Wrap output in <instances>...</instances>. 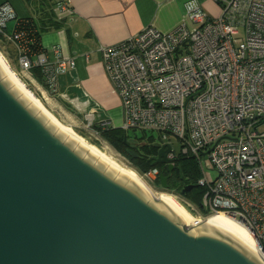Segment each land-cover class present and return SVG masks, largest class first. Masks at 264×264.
Masks as SVG:
<instances>
[{"label":"built area","instance_id":"obj_1","mask_svg":"<svg viewBox=\"0 0 264 264\" xmlns=\"http://www.w3.org/2000/svg\"><path fill=\"white\" fill-rule=\"evenodd\" d=\"M214 1L216 18L190 6L192 29L182 24L161 33L146 27L102 48L101 64L119 101L118 129L157 132L160 146L174 136L180 156L200 167L196 185L204 189V214L198 218L223 214L240 223L264 254V132L257 131L264 121V0ZM11 16L0 5V36L13 45L20 70L29 71L32 34L20 25L5 33ZM39 65L48 92L55 93L57 65L65 70L74 62ZM85 117L93 128L91 115ZM166 158L171 164L177 158L172 148ZM206 170L215 178L208 180ZM159 175L156 167L139 174L148 186Z\"/></svg>","mask_w":264,"mask_h":264},{"label":"water","instance_id":"obj_2","mask_svg":"<svg viewBox=\"0 0 264 264\" xmlns=\"http://www.w3.org/2000/svg\"><path fill=\"white\" fill-rule=\"evenodd\" d=\"M0 63V264H264L239 233L211 219L191 230L163 199L60 127ZM123 143L126 144V136ZM160 146V145H159ZM162 145L153 164L173 165ZM132 157L137 154L127 150ZM159 185L167 187L160 174ZM195 187L185 185L184 194Z\"/></svg>","mask_w":264,"mask_h":264},{"label":"crops","instance_id":"obj_3","mask_svg":"<svg viewBox=\"0 0 264 264\" xmlns=\"http://www.w3.org/2000/svg\"><path fill=\"white\" fill-rule=\"evenodd\" d=\"M0 5L12 10L5 33L18 25L31 29L32 68L25 72L20 70L13 45L0 36L4 53L22 82L56 114H89L93 123L105 126L102 129L118 128L122 119L119 101L103 72L102 48L121 43L146 27L161 33L182 24L192 29L190 6L209 19L220 14L214 0H0ZM60 61L74 65L65 70L57 65V92L49 93L39 64Z\"/></svg>","mask_w":264,"mask_h":264},{"label":"bare ground","instance_id":"obj_4","mask_svg":"<svg viewBox=\"0 0 264 264\" xmlns=\"http://www.w3.org/2000/svg\"><path fill=\"white\" fill-rule=\"evenodd\" d=\"M0 63H1V65L3 66V68L5 69V71L7 73L5 76H3L1 78V80H3L5 77H7L9 75L13 79L14 84H12L8 88L11 89L14 85L17 84L23 90V92L17 96L18 98L20 96H22L24 93L28 94L32 98V100L26 106L28 107L34 101L38 105V107L40 108L35 115L37 116V114L42 110L49 117L48 120L44 123L45 125L51 119L52 121H54L58 125V127L56 128L54 133H56L60 127H62L63 129L68 130L69 133L66 135V137L64 138L63 141H66V139L68 138V136L71 133L75 137H77L79 140L77 141L75 146L72 148L73 150L77 147V145L79 144L80 141H82L88 147L87 151L82 156L83 158L86 156V154L89 152V150H91L96 155H98V157L93 162V165H95V163L97 162V160L99 158H102L104 161H106L108 163L106 165V167L103 169L104 172H105V170L107 169V167L109 165H112L113 167L119 169L113 178H116L120 171H124V172L128 173L130 176L126 180V182L124 183L125 185L128 183V181L132 177L148 193L150 199L147 202H149V203H151V202L157 203V206H158L159 210L163 209V207H160L159 202L161 201V199L165 200L176 211V213L181 217V219L184 221L185 225H183V226L187 227L188 229L189 228L193 229V228H195V227H197V226H199V225H201V224H203V223H205V222H207V221H209L211 219H214V220H216V221H218V222L230 227L231 229H233L234 231L239 233L241 236H243L250 243V245L254 248L257 257L262 261V257H264L263 252L259 249V247H258L254 237L250 233V231H248L243 225L233 221L232 219L226 217L223 214L208 215V214L205 213V216H203V218L194 217L172 195L167 194V193H160V194L155 196V194H153V192L151 191L150 187L141 179V177L139 175H137V173L133 169L127 168V167L123 166L122 164H120L112 156H110L106 151L101 150L97 146H95V145L91 144L90 142H88L85 138H83L78 133H76L71 127L61 123L50 111H48L45 108V106L42 104V102L33 94V92L29 88H27V86L21 81V79L10 68L9 64L7 63L6 59L4 58V56L2 55L1 52H0ZM173 164L174 163L172 162V165ZM199 214H201V213L199 212Z\"/></svg>","mask_w":264,"mask_h":264},{"label":"trees","instance_id":"obj_5","mask_svg":"<svg viewBox=\"0 0 264 264\" xmlns=\"http://www.w3.org/2000/svg\"><path fill=\"white\" fill-rule=\"evenodd\" d=\"M19 27L24 28L29 32L31 31V29L29 30L28 28L23 27L21 25ZM92 129L95 131V133H97V135L101 139L107 142L114 150H116L120 154H123L125 158L128 159V161H130V164L135 168V170L138 171L139 174L146 172L153 167L160 169L158 164H153V161L149 160L150 157H153L157 154V151L160 147L158 144L155 145L152 142H148L149 145L147 144L144 146H140V148H142L143 155L140 156L139 152L136 150L135 153L137 154V157L135 159L134 157L126 156L123 150L124 136H126V140L128 139L127 131L124 132L118 128L102 129L97 124H94ZM78 134H80L83 138H85L82 132H79ZM90 143L97 146L96 142L91 141ZM175 161L177 163L174 164V168H173L174 177L171 176L172 180L170 181L167 189L176 191V193H178L181 197H183L187 202L192 204L198 210V212L204 214V211L200 207V201L204 193V189L196 185L198 176L200 174L196 160L191 157L181 156V157H177ZM163 175L165 176L166 174L164 173ZM158 183L159 180L155 182V184ZM185 185H194L195 187H193L192 191L186 194H182L180 190Z\"/></svg>","mask_w":264,"mask_h":264},{"label":"rangeland","instance_id":"obj_6","mask_svg":"<svg viewBox=\"0 0 264 264\" xmlns=\"http://www.w3.org/2000/svg\"><path fill=\"white\" fill-rule=\"evenodd\" d=\"M0 52L2 53V55L4 56V58L6 59L7 63L10 66V68L13 71L16 70V69H14V67L12 68V66L10 65V63L8 61V58H7V56L4 53V46L1 45V44H0ZM14 72H15L16 75L18 74V72H16V71H14ZM18 77H20V76H18ZM21 81H22V79H21ZM32 92L37 97L36 93H34V91H32ZM37 98L39 99V97H37ZM39 100L41 101V99H39ZM42 101L41 102L45 106V108L48 111H50L61 123H63L64 125H67V126L71 127L76 133L82 132L83 135L85 136V139L88 142L89 141L90 142L91 141L96 142L98 148H100L101 150L106 151L110 156H112L120 164H122L123 166H125L127 168L133 169L137 173V175H139L138 171L135 170V168L130 164V161H128V159H126L123 154H120L116 150H114L107 142H105L103 139H101L97 135V133H95V131L91 127H88L87 126V123L88 122L85 119L86 118L85 115H83V117L82 116L80 117V115H61V114L58 115L55 112H53V111L50 110V106L48 104H46L45 100L42 99ZM257 131L259 133L260 132H264V121L258 126ZM127 137H128L127 140H129L130 142L133 141L135 143H138L140 146L142 144L143 145H147L145 143H148V142H152L154 144H158V143L160 144V143L163 142L161 140V138L159 137L158 133L157 132H152V131L142 132L140 130H129V131H127ZM165 142L166 143H169L171 145L172 151L174 152L175 156L181 157L180 156V147H181V144H180V142L174 136L168 135L167 138H166V140H165ZM201 161L203 163L204 160L202 159ZM196 162H197L198 169H199V173H200L199 176H198V180H199V178H201V172H200V167H199L198 161L196 160ZM205 172H209V175H208L209 178H208V180H211V179H214L215 178L214 171H207L206 170ZM146 184L148 185V183H146ZM158 184H154V186H152V185L149 186L150 189H151V191L153 192V194H155V196L158 195V194H160V193L170 194L181 205H183L191 213V215H193L194 217H198L199 216L198 210L192 204H190L189 202H187L183 197H181L178 193H176V191L161 190L159 188L160 185L158 186ZM189 230H191V229L189 228Z\"/></svg>","mask_w":264,"mask_h":264},{"label":"flooded vegetation","instance_id":"obj_7","mask_svg":"<svg viewBox=\"0 0 264 264\" xmlns=\"http://www.w3.org/2000/svg\"><path fill=\"white\" fill-rule=\"evenodd\" d=\"M145 144H148V143H145ZM149 145V144H148ZM150 145H153V144H150ZM156 145V144H155ZM158 145H159V143H158ZM141 146H144L143 144L141 145ZM131 150V151H138L139 152V155L140 156H142L143 155V151H142V148H140V145L138 144V143H135V142H133V141H129V140H126V144H124L123 143V150H124V153H125V155L126 156H128V157H132V156H130V155H128L127 153H126V151L127 150ZM157 155H155V156H153V157H156ZM137 157V156H136ZM136 157H134L135 159H136ZM175 159H177V158H175ZM175 159H174V161H173V163L174 164H176L177 162L175 161ZM173 164V165H174ZM159 165V167H160V169H159V173L160 174H166L165 176L167 177V182H166V184H167V187L169 186V183H170V181L172 180V178H171V176L172 177H174V169H172L171 170V172H168V171H166V165H164V164H158ZM173 168H174V166H173ZM167 187L165 188V189H162L161 187H159L161 190H166V191H172V190H169V189H167ZM190 191H192V189L190 190ZM190 191H188V192H190ZM180 192H181V190H180ZM188 192H186V193H188ZM186 193H184V194H186Z\"/></svg>","mask_w":264,"mask_h":264}]
</instances>
